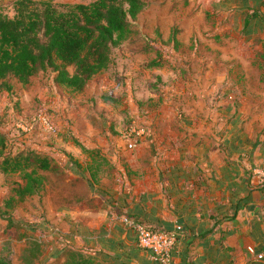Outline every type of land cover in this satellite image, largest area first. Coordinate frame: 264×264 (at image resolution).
<instances>
[{
	"label": "crops",
	"instance_id": "1",
	"mask_svg": "<svg viewBox=\"0 0 264 264\" xmlns=\"http://www.w3.org/2000/svg\"><path fill=\"white\" fill-rule=\"evenodd\" d=\"M12 1L1 0L0 10L11 14ZM263 1L161 0V86L157 100L140 107L152 124L147 140L96 143L69 126L111 163L92 168L93 179L90 156L56 139L81 163L67 172L91 194H64L47 218L83 251L97 252L95 264H160L138 246L135 222L178 231L171 264H264ZM125 54L137 69L134 54ZM49 249L47 261L58 252L51 242Z\"/></svg>",
	"mask_w": 264,
	"mask_h": 264
},
{
	"label": "trees",
	"instance_id": "2",
	"mask_svg": "<svg viewBox=\"0 0 264 264\" xmlns=\"http://www.w3.org/2000/svg\"><path fill=\"white\" fill-rule=\"evenodd\" d=\"M150 2L13 0L11 14L0 10V91H11L9 79L24 86L39 71L50 67L54 71L52 81L55 85L80 93L93 76L110 66L113 48L136 32L134 21ZM149 48L152 47H144L145 50ZM156 57L146 64L148 68L161 66L163 58L159 54ZM69 66L72 70L68 69ZM82 144L79 148L91 159L89 170L98 169L104 163L111 164L99 148ZM19 145H15L10 132L0 129V173L20 174V181L14 187L16 197L10 196L5 200L7 208L13 206L14 198V202H20L44 188L43 171L67 172L81 168V163L66 152L67 161L61 163L47 150ZM96 174L91 170L93 179ZM5 213L6 224L2 229L5 241L0 248V264H95L97 252L83 251L73 241L72 234L53 223L46 222L45 229L36 226L38 235L29 237L25 230L19 231L20 225L14 226L13 215L8 211ZM23 237L19 262H16L9 244L13 239ZM50 242L58 252L52 260L41 262L44 247L50 246Z\"/></svg>",
	"mask_w": 264,
	"mask_h": 264
},
{
	"label": "rangeland",
	"instance_id": "3",
	"mask_svg": "<svg viewBox=\"0 0 264 264\" xmlns=\"http://www.w3.org/2000/svg\"><path fill=\"white\" fill-rule=\"evenodd\" d=\"M182 1L180 0L181 3ZM203 2L205 0H193L192 5H200ZM8 6L9 3L2 5V8L10 10ZM134 27L136 32L132 33L128 39L135 37L136 43L132 45L133 43L126 40L121 45L115 46L110 66L93 76L80 93L55 85L52 81L54 71L50 67L39 71L31 82L24 86L15 82L14 79H9L11 91H0V129L10 132V137L15 138V145L65 153L66 149L58 144L57 138L69 140L77 147L81 143L86 146L91 145L85 141L86 138L75 136L69 127L71 125L77 127L76 131L81 129L80 133L93 142L106 140L109 143L115 135L123 136L122 139L126 140L125 131L133 119H136V124L144 126L145 129L148 128V132L145 134V139L134 147L147 140V136L153 130L152 124L148 120L146 108L142 110L140 107L148 97H154L157 100L161 86V74H158L155 67L146 66L152 58L156 59L158 54L161 56V0H151L146 10L135 19ZM146 46L152 48L145 50ZM162 48L169 53L168 47ZM127 51L136 57L137 69L133 67L131 61L126 60L125 52ZM68 69L72 70V67L69 66ZM109 79H113L114 82ZM149 90L155 91V95L149 96L147 94ZM104 95L114 100L106 99ZM79 108H81L80 111H78ZM40 117L53 122L58 129L56 133L46 132ZM113 145L116 147L115 141ZM102 146L107 147L110 144ZM57 159L61 163L66 162H62L60 155H57ZM103 166L109 165L104 163ZM43 174L44 188L39 193L29 195L20 202H14L16 200L14 198L13 206L7 208L5 200L10 196L16 197L14 187L20 181V174L0 173V248L5 241L2 231L6 224L5 211L13 215L16 222L14 226H21L20 232L27 230L29 236L33 237L38 235L37 232L32 231L36 226L45 229L46 222L53 225L47 217L60 210L57 207L61 205L59 203H62L61 198L66 197L64 194L80 196L83 199L90 197V189L79 175L60 171H43ZM18 240L20 239L11 241L9 244L14 251L13 257L16 262H19L22 245ZM49 247H44L40 257L41 262L47 261L46 254L50 252Z\"/></svg>",
	"mask_w": 264,
	"mask_h": 264
},
{
	"label": "built area",
	"instance_id": "4",
	"mask_svg": "<svg viewBox=\"0 0 264 264\" xmlns=\"http://www.w3.org/2000/svg\"><path fill=\"white\" fill-rule=\"evenodd\" d=\"M41 124L46 132L50 134L56 133L57 126L47 118L40 117ZM148 128L136 124V119L127 127L125 131V138L130 147H134L141 140L145 139ZM262 171L260 168L254 169V174H259ZM136 242L139 247L147 250L150 255L156 259L160 264H171L172 252L176 246L179 233L176 229H161L158 227H151L142 222L133 223ZM252 250V247H248ZM258 257H262L263 253H258Z\"/></svg>",
	"mask_w": 264,
	"mask_h": 264
}]
</instances>
